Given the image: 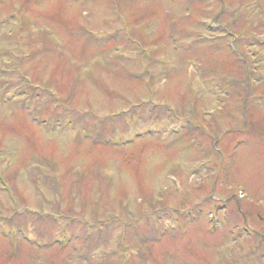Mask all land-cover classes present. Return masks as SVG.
<instances>
[{
  "label": "rangeland",
  "instance_id": "obj_1",
  "mask_svg": "<svg viewBox=\"0 0 264 264\" xmlns=\"http://www.w3.org/2000/svg\"><path fill=\"white\" fill-rule=\"evenodd\" d=\"M260 204L264 0H0V264H264Z\"/></svg>",
  "mask_w": 264,
  "mask_h": 264
},
{
  "label": "trees",
  "instance_id": "obj_2",
  "mask_svg": "<svg viewBox=\"0 0 264 264\" xmlns=\"http://www.w3.org/2000/svg\"><path fill=\"white\" fill-rule=\"evenodd\" d=\"M243 66V65H242ZM137 108H140V107H137ZM166 109V108H165ZM168 111H169V109H167ZM172 113V112H171ZM61 116H63V115H61ZM63 117H67V116H63ZM188 124V126L187 127H189V128H192L193 130L195 129L196 131L198 130V127H193V126H191L189 123H187ZM161 125H163V127L165 128L166 127V124H161ZM147 131H149V132H157V133H160V132H162V129H156V130H147ZM200 133V132H199ZM201 134V133H200ZM202 136V135H201ZM251 251H249L248 252V254L250 253ZM247 254V255H248ZM246 257L243 255V256H241V258H240V262H239V264H241L242 262H245V259Z\"/></svg>",
  "mask_w": 264,
  "mask_h": 264
}]
</instances>
